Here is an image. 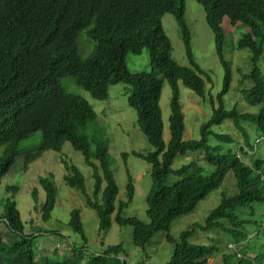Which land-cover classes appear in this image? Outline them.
Instances as JSON below:
<instances>
[{
	"label": "trees",
	"instance_id": "1",
	"mask_svg": "<svg viewBox=\"0 0 264 264\" xmlns=\"http://www.w3.org/2000/svg\"><path fill=\"white\" fill-rule=\"evenodd\" d=\"M196 2L203 7L214 34L216 55L224 69V86L215 99L217 106L212 101L211 117L200 127V139L184 141L185 115L179 83L204 97L203 77L211 82L194 58L185 20V0H0V184L20 157L26 171L45 153L61 154L64 146L70 144L92 170L93 190L88 193L84 175L65 161L68 174L64 182L80 192L86 205L96 212L100 233L110 230L114 217L119 227L133 228V244L142 250L156 234L167 233V242L174 245L167 264H208L219 253L223 254V264H261L264 255H258L259 248H251L249 243L252 236L264 239V151L258 153L260 148L264 149V77L259 68L264 55V0ZM166 15H172L179 26L190 67H182L172 59V45L162 25ZM224 20L233 28L248 30L238 41L237 49L250 51L252 70L241 77L239 86L252 107H261L258 114L225 108L224 98L230 92L233 71L225 53ZM84 32L95 42V50L87 59L80 57L78 47L79 36ZM144 50L149 52L152 72L130 73L127 56H139ZM65 77L73 79L99 102L109 99L113 85L130 87L128 106L136 111L137 125L154 150L148 155L132 154L151 167L153 186L146 210L149 223L124 216L135 196L129 174L126 201L116 205L119 188L111 169L109 143L90 142L79 134V129L97 120V114L86 100L63 90L61 79ZM165 81L172 92L168 144L164 142L160 107ZM247 82L252 83L249 89ZM226 124L241 132L243 146L238 151L250 164L244 163L233 148L239 142L231 134L215 131ZM246 127L250 130L255 127L256 141L252 142ZM37 134L42 137L41 145L22 156L20 145ZM196 153H200L198 160L205 159L212 168L211 174H206L194 158L177 171L172 170L178 156ZM127 157L123 155L124 160ZM229 175L235 180L237 193L231 197L222 194L220 204L204 226L194 225L178 241L174 240L169 235L174 221L194 213L200 203L222 187ZM171 176L180 180L169 185ZM40 185L46 196L41 206L42 219L47 223L55 209L58 191L53 177L40 178ZM7 191L17 192L18 188ZM33 198L37 205L36 192ZM0 223L7 229V234L0 232V264H37L33 251L36 236L26 234L13 199L5 201ZM68 226L87 242L80 211L71 213ZM196 230L215 233L217 238L211 239V245H194L191 238ZM74 252L69 259L47 260L45 264H80L85 257L84 249ZM86 264H128V260L123 245H118L91 255Z\"/></svg>",
	"mask_w": 264,
	"mask_h": 264
},
{
	"label": "rangeland",
	"instance_id": "2",
	"mask_svg": "<svg viewBox=\"0 0 264 264\" xmlns=\"http://www.w3.org/2000/svg\"><path fill=\"white\" fill-rule=\"evenodd\" d=\"M185 8V20L191 33V46L195 61L211 79V82H209L207 78L203 77L206 86L204 97L195 95L179 83L181 106L185 115L184 141H195L200 139V127L212 115V101L217 106L215 99L224 86V69L216 55L214 34L206 22L203 7L196 0H185ZM162 25L172 45V59L182 67H190L175 18L172 15L164 16ZM222 28L226 36V57L232 64L233 71L231 89L224 98L225 108L231 110L236 107L243 113L258 114L261 107H252L246 95L240 93L241 88L239 86L241 77L249 75L252 70L250 51H239L237 49L238 41L248 30L246 28L242 29L240 26L233 28L229 25L228 20H224ZM78 47L79 55L83 59H87L93 54L95 42L89 37L88 32L80 34ZM126 64L132 74L150 73L153 69L147 50H144L139 56L129 54L126 58ZM259 68L264 77V55L259 63ZM61 85L66 93L86 100L97 114L95 122L89 123L85 128L79 129L78 132L90 142L103 140L109 143L111 169L119 188L116 205L120 201H126L129 174L135 186V196L128 208L125 209L124 216L126 218H138L145 224L149 223L146 210L147 197L153 186L151 167L132 154L148 155L154 150L137 125L136 111L128 106L127 99L130 87L125 84L113 85L109 90V99L105 102H99L92 99L70 77L61 79ZM251 85V82H247L246 88L249 89ZM171 96V88L168 82L165 81L160 101L165 144H168L171 138L169 124ZM246 128L250 132L252 142L256 141L258 135L255 127H253L254 130ZM215 131L231 134L239 142L233 148L239 153L244 163L250 164V160L238 151L243 146L242 135L239 130H236L232 124H226L222 128H216ZM41 142L42 137L40 134L24 141L20 145L22 156L35 151L41 145ZM213 143L214 139L212 138L210 144ZM263 151L264 149L260 148L258 150L259 155L263 154ZM124 154L128 155L126 160L123 159ZM199 157L200 153L178 156L173 163L172 170L177 171L182 166L189 164L194 158L198 165L204 168L206 174H211L213 172L212 168L205 162V159L198 160ZM22 161L23 158L20 157L12 172L0 184V219L4 214L5 201L13 199L25 224L26 234H35L36 236L34 237L33 251L37 264H45L47 260L63 261L69 259L75 253L74 251L81 248L84 249L85 257L80 264H86L91 255L101 254L106 248L118 245H123L128 264H167L169 262L174 251V245L167 242L168 234L164 231L156 234L145 250L134 246L133 228L130 226L119 227L115 223L114 217L110 230L105 234L100 233L96 212L86 205L80 192L71 189L64 182V177L68 172L63 161L68 165L76 166L80 170L86 179L88 193H92L94 183L92 170L85 165L82 154L74 151L70 144L64 146L61 154L45 153L40 160L31 164L26 171L22 167ZM48 177H53L58 195L51 220L45 223L42 219L41 206L44 204L46 196L40 185V178ZM179 180V177L171 176L169 185ZM12 187L18 188V191L8 192L7 188L11 189ZM235 187V180L229 175L222 187L200 203L194 213L174 221L169 235L178 241L180 235L194 225L204 226L210 213L220 204L222 194L228 197L234 196L237 193ZM34 192L37 193L38 197L37 205L33 198ZM74 210L80 211L86 243L80 234L74 233L68 226L71 213ZM46 231L47 233H56L45 235ZM0 232L7 234V229L1 223ZM216 238L217 234L215 233L206 234L196 230L191 238V243L194 245H211V239ZM261 240L264 239H255V236H252L249 243L251 248H259L258 255H264V243L259 244ZM222 255V253H219L210 258L208 264H223ZM249 256L256 257L254 254ZM261 264H264V262Z\"/></svg>",
	"mask_w": 264,
	"mask_h": 264
},
{
	"label": "crops",
	"instance_id": "3",
	"mask_svg": "<svg viewBox=\"0 0 264 264\" xmlns=\"http://www.w3.org/2000/svg\"><path fill=\"white\" fill-rule=\"evenodd\" d=\"M229 246L231 247V246H234V245L233 244L232 245L230 244Z\"/></svg>",
	"mask_w": 264,
	"mask_h": 264
},
{
	"label": "built area",
	"instance_id": "4",
	"mask_svg": "<svg viewBox=\"0 0 264 264\" xmlns=\"http://www.w3.org/2000/svg\"><path fill=\"white\" fill-rule=\"evenodd\" d=\"M233 248V247H232Z\"/></svg>",
	"mask_w": 264,
	"mask_h": 264
}]
</instances>
